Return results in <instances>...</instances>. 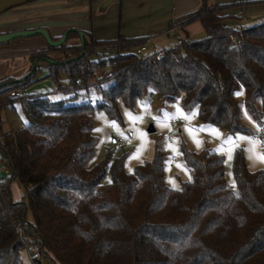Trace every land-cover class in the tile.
Masks as SVG:
<instances>
[{
    "label": "trees",
    "instance_id": "1",
    "mask_svg": "<svg viewBox=\"0 0 264 264\" xmlns=\"http://www.w3.org/2000/svg\"><path fill=\"white\" fill-rule=\"evenodd\" d=\"M199 3L168 30L199 21L203 40H183L185 48L175 45L161 58L137 62L147 36L95 41L85 34L81 47L71 31L68 39L79 43L47 45L64 54L48 67L54 84L67 74L72 94L18 101L26 123L0 138V264H22L31 248L54 264H264V170H248L241 149L233 153L234 187L225 182L224 158L209 149L194 154L182 146L192 178L178 190L165 186L158 150L130 173L110 152L92 163L94 112L121 121L118 105L132 110L148 94L162 105L181 96L183 110L197 109L199 121L229 134L251 135L241 107L261 121L264 23L236 28L241 16L233 9L264 0ZM43 58L50 59L31 60ZM94 72L97 81L88 84ZM34 73L0 82V109L16 102L10 91L35 82ZM13 181L24 191L20 200L12 199Z\"/></svg>",
    "mask_w": 264,
    "mask_h": 264
},
{
    "label": "rangeland",
    "instance_id": "2",
    "mask_svg": "<svg viewBox=\"0 0 264 264\" xmlns=\"http://www.w3.org/2000/svg\"><path fill=\"white\" fill-rule=\"evenodd\" d=\"M149 1L159 3L162 2L164 5L157 8L152 2L149 7H146V4L143 8L140 6V4ZM169 1L170 0H119L118 2H114V4L109 5L105 11L100 10L101 4H99L97 9H92L90 19L88 16L89 13L82 15V13L78 14L77 11L76 14H78V18L83 22L84 29H90L91 25L93 27L94 24L92 22H94L93 20L96 19L97 15L108 14L106 19L103 21L107 24H115L114 27H107L102 34L106 36L113 35L115 38L118 36L128 38L125 33L130 31H146V29L154 30L156 33H152V35H154L157 39H155L152 43L153 46H149V49L152 50L154 47L159 51H162V49L169 51L173 48V46L177 45V37L175 34L168 36L167 34L161 33L166 30V25L161 29V31H159V28L162 27L159 23L162 20H165V18H167L170 14L163 12L170 8L171 4H169ZM241 1L243 0H215L216 4H232ZM30 4L31 3H29V5ZM8 12L0 15V24H4L8 19L14 17H8V15H11L7 14ZM57 12L58 11H55L54 13ZM233 14L241 16L240 19L234 20V26L236 28L239 26L252 27V25L263 24L264 4L253 5L248 8L245 6L236 7L233 9ZM47 15L48 13L38 12L30 13L23 17L30 21L29 24L34 25L39 24L37 23L39 19L44 18ZM86 16L88 17L86 18ZM11 21H16V19H11L7 22ZM0 30H3V28H0ZM34 30H36V28ZM69 30L77 29L69 28L67 31ZM9 33L4 30L0 31V34L3 35H7ZM204 37L205 35L203 33L202 36H196L194 39H196L195 41H200L203 40ZM79 40H81V38H79ZM23 43H30L33 47L30 46L27 50L26 48L24 50H20L17 52V55L13 54L9 57L0 55V80L10 77L18 79L23 74L31 73L35 70V82L28 83L25 89V95L27 98L36 99L41 98V96H46L51 101H57V99H66L70 97L72 94V85L69 83L68 75L61 73L58 77L59 85H55L50 75L51 72L48 69L50 62H61L60 59L64 57V54L59 51L47 52V44L41 36L17 39L7 44L0 45V49L17 46L19 44L22 45ZM74 43L79 42H74L73 39L66 40L67 45ZM39 44L42 45L39 46ZM40 54H46L50 59H40L38 61L31 60L32 56L38 57ZM98 75V73L94 72L90 79L94 78L95 81H97ZM58 86L65 89L60 92H56ZM10 102L11 101L3 103L0 109V138L3 134L20 129L26 123L24 115H22L20 103ZM177 107L183 110L181 96L173 102L162 105L156 98H153L150 94H148L145 98L136 102L132 110L123 107L122 104L118 105V109L121 114V121H116L118 127L113 126L111 122L115 120L110 119L104 111H95L93 116V128L97 139L92 163L100 162L103 159L104 154L110 152L115 158H124V170L125 172L130 173L136 165L143 162H150L154 158L155 151L158 150L164 157V184L171 189H179L181 182L190 181L192 178V172L185 164L184 157L182 156V146L194 154L209 149L214 151L219 156H222L224 158L225 182L232 187L235 186L231 169L234 156L233 153L235 150L241 149L242 154H244V161L248 170H264V161L258 158L260 156H264V144L256 137L260 124L264 125V116L259 123H255L250 118L245 108L241 107V119L250 129L251 135L238 133L229 134L226 130H223L213 124H204L199 121L197 118V109H193L192 111L183 110V113L190 114V118H181L177 113ZM126 112L131 113L134 117H141V119L132 122L126 118ZM169 115L179 120L177 129L174 131V136L171 140L167 139V134L171 130L168 121L173 119H168ZM154 118H159L160 122L158 123ZM149 124H151L154 128V132L152 133H147ZM110 127H114L116 132H111ZM186 128L194 129L192 136L200 141L198 147L193 143V139L190 138L189 133L185 131ZM119 136L129 138L132 144L124 147L123 149H118L113 141ZM166 145H172L177 149V152L174 153L171 149L166 148ZM1 155L2 152L0 150V156ZM173 156L177 157V160L172 162L171 157ZM129 157L133 158L130 159ZM177 164L183 165V170L177 168ZM166 168L167 171L165 170ZM105 181H109V176L106 177ZM173 185H175V188ZM10 192L12 193L13 200H20L24 191L18 183L13 181L10 183ZM29 252L30 254L22 252V264H37V262L40 264H54L49 258L42 256L38 259L32 260L29 255L33 254L35 250L31 248Z\"/></svg>",
    "mask_w": 264,
    "mask_h": 264
},
{
    "label": "crops",
    "instance_id": "3",
    "mask_svg": "<svg viewBox=\"0 0 264 264\" xmlns=\"http://www.w3.org/2000/svg\"><path fill=\"white\" fill-rule=\"evenodd\" d=\"M103 1L104 0H38L37 2H33L30 5L26 4V5H23V7L21 6L19 8H14V9L9 10L7 14H11V15H8V17H11V16H14V17L8 19L7 21L11 19H16V21H11V22L6 21V23L8 24L6 23L0 24V28H3V30L6 31L7 33L24 31V30H34L35 28L36 29L45 28L49 32L50 37L53 39L59 38L69 28H73V29H77L78 31L84 33V36L85 34H87L86 36L91 37L95 41H100V40L113 41L116 39L113 35L106 36L102 34L104 33L103 31L107 29V27L108 28H110L111 26L114 27V24H115V23L107 24L103 21L104 19H106V16L108 14L107 15H97L96 19L93 20L94 22H92L94 25L93 27L91 25L90 29L88 28L84 29L83 22L78 18L79 16H77L78 14H81V13L82 15L89 13L88 16L90 19V13L92 9H97L99 4H101ZM152 2L156 5L157 8H160V6L164 5L162 2L159 3V2L149 1V2L140 4V6L143 8V6L146 4V7H149L150 3ZM210 2H211V5L216 4L215 0H210ZM241 2H248V1L243 0ZM169 4H171L170 8L163 11L164 13H170L169 16L165 18V20H162L159 23V25H162V27L159 28L160 29L159 31H161V29L165 27V25L167 27L166 30L161 32L163 34H167L168 26L171 21H174L176 20V18L181 17L185 14L191 13V11L198 9V7L200 6L199 0H170ZM232 4H236V3H232ZM243 6L248 8V7H252L253 5L252 6L243 5ZM55 11H58V12L54 13ZM77 11H78V14H76ZM38 12L48 13L46 17L39 19V21L37 22L39 24H34V25L29 24L30 21L26 20V18L23 17L27 14L38 13ZM88 16H86V18ZM22 17H23V20H22ZM3 30H0V31H3ZM152 33H156V31L151 30V29H146V31L141 30V31H136V32L130 31V32H126L125 35L128 37L126 39L141 38V37L147 36L148 38L146 39V42L144 44L145 46L149 48L150 45L153 46L152 43L154 42L155 39H157L154 35H152ZM167 35L170 36L169 34ZM175 35L176 37H180L182 40L190 43L193 41V39L196 36L203 35V28L199 21H192L190 24L183 26V28H179L176 31ZM75 41L77 40L75 39L74 42ZM41 45L42 44H39V46ZM30 46H32L30 45V43L29 44L23 43L22 45L19 44L17 46L0 49V55L8 56V57L12 56L13 54L17 55L18 51L24 50L25 48L27 50L30 48ZM58 63H62V62H58ZM25 74L20 76V78L23 77ZM10 78L16 79L13 77H10ZM10 78H7V79H10ZM3 80H6V79H3ZM3 80H0V82ZM56 92H60V91L56 89Z\"/></svg>",
    "mask_w": 264,
    "mask_h": 264
},
{
    "label": "built area",
    "instance_id": "4",
    "mask_svg": "<svg viewBox=\"0 0 264 264\" xmlns=\"http://www.w3.org/2000/svg\"><path fill=\"white\" fill-rule=\"evenodd\" d=\"M178 29H179V26L176 25L173 28L169 29L167 34H169V35L173 34L174 35ZM233 31L235 32V29H233ZM231 39H232V36H231ZM177 40H178L177 45L179 47L185 48L187 46V44H185V42L180 37H178ZM165 52H166V50L162 49V51H159V50H156L154 47L152 48V50H150L147 46H145V44H142V45H139L138 48L136 49L135 56H136L137 62L141 63V62L146 61L149 58H153V57L161 58ZM75 83L80 84L77 80L75 81ZM87 83L88 84H95L96 81L94 78H92V79H89ZM150 96L152 97L151 94H150ZM9 97H10V99L16 100V101H25L27 99V96L25 95V89L12 90L9 93ZM178 123H179V120L177 118H173V119L168 121V124H169L170 129H171L170 132H168V134H167L168 140H171L173 138L174 131L177 129ZM110 130L113 133L116 132L114 127H110ZM256 137L259 140H261V142L264 144V125L260 124L259 131H258ZM114 143L118 149L119 148L123 149L124 147L132 144V142L129 138L122 137V136H119L117 139H115ZM176 160H177V157H175V156L171 157V161H176ZM0 161H1V156H0ZM0 164H1V162H0ZM0 169H1L0 171H3L4 173H6L2 164H1ZM38 258H39V255L37 253H33L30 256V259H33V260L38 259Z\"/></svg>",
    "mask_w": 264,
    "mask_h": 264
},
{
    "label": "water",
    "instance_id": "5",
    "mask_svg": "<svg viewBox=\"0 0 264 264\" xmlns=\"http://www.w3.org/2000/svg\"><path fill=\"white\" fill-rule=\"evenodd\" d=\"M38 0H0V15L3 13L8 12L11 9L17 8V7H21L23 5L29 4V3H33V2H37ZM119 0H104L101 3V7L100 10L101 11H105L109 5L114 4V2H118ZM74 31L78 34V36L81 38L80 40V45L81 47H83V43H84V33L78 31V30H69L66 31L62 36L59 37V39L57 40H53V38H51L48 34V31L45 28H39L36 30H24V31H17V32H11L7 35H3L0 34V45L3 44H7L11 41L17 40V39H24V38H31V37H36V36H41L46 44L50 47V48H56V47H60L62 45H64L66 43V40L68 39V34ZM83 49V48H82ZM83 52V50H82ZM84 53V52H83ZM46 59V58H43ZM49 60V59H46ZM50 65H58L61 63H49ZM154 132V128L151 124H149V128L147 129V133H152ZM0 168H1V164H0ZM0 179H5V173L3 171H0ZM37 264H40L39 262H37Z\"/></svg>",
    "mask_w": 264,
    "mask_h": 264
},
{
    "label": "snow or ice",
    "instance_id": "6",
    "mask_svg": "<svg viewBox=\"0 0 264 264\" xmlns=\"http://www.w3.org/2000/svg\"><path fill=\"white\" fill-rule=\"evenodd\" d=\"M150 91H151V90H150ZM237 95H239V93H237ZM177 113H178V114L180 115V117L183 118V119H189V118H190V114H185V113H183V110L180 109L179 107H177ZM125 116H126L127 119H129V120L132 121V122H135L136 120L141 119V117H134V116H132V114L129 113V112H126V113H125ZM171 118H173V117H172L171 115H169L168 119H171ZM154 119H156L158 123L160 122L159 118H154ZM111 123L113 124V126H117V127H118L116 121H112ZM202 130H203V129H202ZM185 131L189 133L190 138L193 139V143L196 144V146L198 147L199 144H200V141L197 140V139H195V138L192 136V133H193L194 129H188V128H186ZM214 131H216V130H214ZM141 135H143V134H141ZM228 142H230V141H228ZM142 143H143V141H142ZM166 148L171 149L174 153L177 152V149L174 148L172 145H166ZM129 158L131 159V158H133V157H129ZM258 158L261 159L262 161H264V156H260V157H258ZM169 159H170V158H169ZM166 163H167V162H166ZM176 166H177V168H180V169L183 170V165H181V164H177ZM165 170L167 171V168H166ZM173 187L175 188V185H173ZM177 190H178V189H177Z\"/></svg>",
    "mask_w": 264,
    "mask_h": 264
},
{
    "label": "flooded vegetation",
    "instance_id": "7",
    "mask_svg": "<svg viewBox=\"0 0 264 264\" xmlns=\"http://www.w3.org/2000/svg\"><path fill=\"white\" fill-rule=\"evenodd\" d=\"M47 59V58H46ZM58 63V62H57Z\"/></svg>",
    "mask_w": 264,
    "mask_h": 264
}]
</instances>
